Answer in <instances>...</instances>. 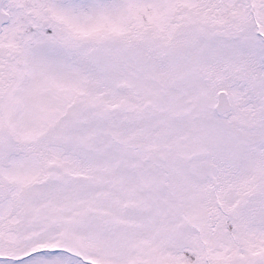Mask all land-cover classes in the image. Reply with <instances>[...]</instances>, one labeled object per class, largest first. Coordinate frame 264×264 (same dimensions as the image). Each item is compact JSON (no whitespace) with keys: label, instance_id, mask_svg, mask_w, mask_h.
<instances>
[{"label":"snow or ice","instance_id":"obj_1","mask_svg":"<svg viewBox=\"0 0 264 264\" xmlns=\"http://www.w3.org/2000/svg\"><path fill=\"white\" fill-rule=\"evenodd\" d=\"M0 264H264V0H0Z\"/></svg>","mask_w":264,"mask_h":264}]
</instances>
